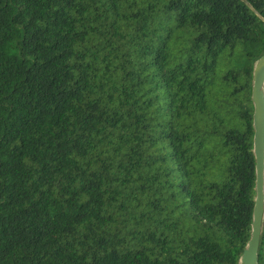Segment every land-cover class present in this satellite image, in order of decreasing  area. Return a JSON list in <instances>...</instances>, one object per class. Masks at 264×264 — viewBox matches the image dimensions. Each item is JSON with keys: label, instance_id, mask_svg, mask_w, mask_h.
Listing matches in <instances>:
<instances>
[{"label": "trees", "instance_id": "trees-1", "mask_svg": "<svg viewBox=\"0 0 264 264\" xmlns=\"http://www.w3.org/2000/svg\"><path fill=\"white\" fill-rule=\"evenodd\" d=\"M246 1L262 19L241 0H0V264H238L264 55Z\"/></svg>", "mask_w": 264, "mask_h": 264}, {"label": "water", "instance_id": "water-1", "mask_svg": "<svg viewBox=\"0 0 264 264\" xmlns=\"http://www.w3.org/2000/svg\"><path fill=\"white\" fill-rule=\"evenodd\" d=\"M260 19L261 16L251 8L246 0H241ZM251 102L253 105V158L255 164L254 199L250 238L239 257L238 264H258L259 245L264 224V55L253 66Z\"/></svg>", "mask_w": 264, "mask_h": 264}]
</instances>
